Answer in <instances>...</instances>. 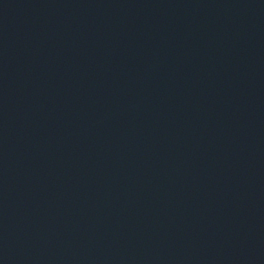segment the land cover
Listing matches in <instances>:
<instances>
[{"label":"water","instance_id":"1","mask_svg":"<svg viewBox=\"0 0 264 264\" xmlns=\"http://www.w3.org/2000/svg\"><path fill=\"white\" fill-rule=\"evenodd\" d=\"M0 264H264V0H0Z\"/></svg>","mask_w":264,"mask_h":264}]
</instances>
